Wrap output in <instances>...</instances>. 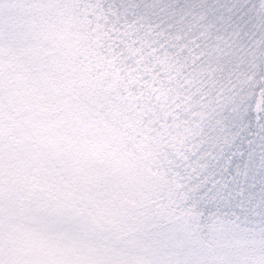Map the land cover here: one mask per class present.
<instances>
[{"label": "snow or ice", "instance_id": "snow-or-ice-1", "mask_svg": "<svg viewBox=\"0 0 264 264\" xmlns=\"http://www.w3.org/2000/svg\"><path fill=\"white\" fill-rule=\"evenodd\" d=\"M0 264H264V0H0Z\"/></svg>", "mask_w": 264, "mask_h": 264}]
</instances>
